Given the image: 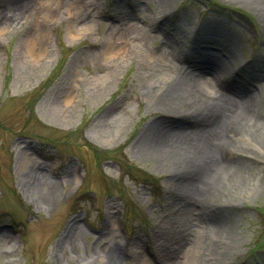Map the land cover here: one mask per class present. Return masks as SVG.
<instances>
[{"label":"rangeland","instance_id":"obj_1","mask_svg":"<svg viewBox=\"0 0 264 264\" xmlns=\"http://www.w3.org/2000/svg\"><path fill=\"white\" fill-rule=\"evenodd\" d=\"M82 4L90 17L78 10ZM253 6L245 0H0V14L12 11L11 23L0 25V234L12 238L0 248V264H86L89 248H108L111 230L122 246L129 241L123 256L128 247L134 255L147 246L162 259V239L149 236L164 225L177 236L209 229L214 241L201 244L195 264H264V12ZM151 27L153 37L148 33L152 38L142 45V29ZM183 42L224 55L230 69H213L205 80L233 94L235 83L252 88L256 104L247 109L256 125L222 126L219 158L227 166L197 207L200 218L179 210L174 195L182 192L181 174L144 145L152 124L191 133L211 118L196 122L162 101L166 73L158 54L167 44L174 63L185 65L184 54L172 50ZM225 46L233 64L218 50ZM243 56L255 60H242L249 65L240 69ZM214 204L221 210L218 229L204 209ZM75 222L82 231L71 228ZM135 258L126 264H141Z\"/></svg>","mask_w":264,"mask_h":264},{"label":"bare ground","instance_id":"obj_2","mask_svg":"<svg viewBox=\"0 0 264 264\" xmlns=\"http://www.w3.org/2000/svg\"><path fill=\"white\" fill-rule=\"evenodd\" d=\"M159 2L161 3L163 0H159ZM245 2L252 6L254 5L260 12H264V0H245ZM80 7H78V10L81 11L82 15L84 14L86 17L92 15L89 10L86 11V4H82ZM10 12L12 11L7 10L4 14H0V25L8 26L11 23ZM131 24L135 26L133 22ZM111 28L115 30L118 27L117 25H112ZM142 30H145L144 35L138 38V42L146 45L153 30L150 28H143ZM206 30L214 32L215 27L209 26ZM76 33L79 34L80 31L78 30ZM152 37L150 36V38ZM111 43V50H114L116 46L115 40H112ZM162 45L160 54H158V63L162 71L166 73L165 77H163V80H165L163 87L162 81H160L164 92L162 101L175 111L179 108H184V112L191 114L196 119V122L204 120L207 116H211V118L208 117V124H202L205 129L199 131L192 129L191 133L184 126H179L180 130L176 131V129H172L170 124H152L148 129V134L144 135V145L158 160L166 163L170 168L181 174L178 183L181 184L180 190L182 189V192L180 191V194L175 192L174 195L175 199L178 196L181 199L182 203L179 210L191 216L195 215V218H200L201 215L198 216L195 212L197 207L201 208L203 203L211 196L210 194L215 190L221 172H224L227 166L219 158V148H221L226 139L222 126L236 131V125L238 123L241 124L245 120L252 125L257 124V120L254 123V118L250 115L251 109L247 112L248 108H253L256 105L255 99L252 97L254 91L252 88L239 90L235 83L232 87L235 92L233 94L231 90H219L205 80L204 75L213 69L220 67L227 70L230 69L226 59L217 54L216 51L205 52V55H208L207 60L199 58L189 64L182 65L183 62L180 64L174 63L173 53L165 49L167 44L162 43ZM192 52L199 54L200 51L193 50ZM184 53L191 54L189 50H184ZM113 55H116V53L110 52V56ZM228 58L230 59V56ZM257 71H262V68H252L250 74L254 73V75H257L255 73ZM236 79L233 78V81H236ZM257 88L259 89V87ZM200 96L206 98L210 103L202 101ZM178 118H187V116L182 115ZM41 173L43 174V171ZM216 208L217 206L214 204L208 205L204 209H207L206 214L209 215L211 220L215 221V224H217L215 228L218 229L223 224L217 216L221 210ZM193 223L194 226L195 222L193 221ZM71 228H75V232L82 231V228L76 222L71 225ZM171 229H167L165 225L160 226L157 232L151 235L154 243H157L160 238L162 239V241L160 240L162 259H160L161 261L164 260L163 264H195L200 261L201 244L206 241L208 243L214 241L209 234V229L207 231L205 227L200 230V233L195 235L194 230L186 233L178 231L179 236L174 234ZM217 231L220 232L219 230ZM111 232L112 238L108 241L107 249L98 250L95 246L88 249V255L85 258L86 264H92L96 261H100L102 264L128 263L129 258L121 254V247L123 249V246L120 238H117V234L114 231L111 230ZM11 240L10 236L0 234V248L6 246ZM134 255L136 260H140L141 264H150L149 259L144 254L134 252ZM208 259L207 261L209 262L211 259L210 257Z\"/></svg>","mask_w":264,"mask_h":264}]
</instances>
